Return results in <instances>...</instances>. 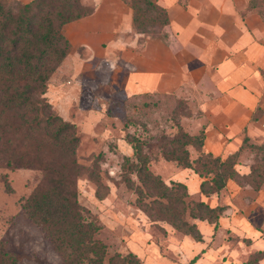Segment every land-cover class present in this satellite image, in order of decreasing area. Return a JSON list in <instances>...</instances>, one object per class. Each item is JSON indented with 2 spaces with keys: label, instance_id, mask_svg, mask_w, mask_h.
Wrapping results in <instances>:
<instances>
[{
  "label": "rangeland",
  "instance_id": "rangeland-1",
  "mask_svg": "<svg viewBox=\"0 0 264 264\" xmlns=\"http://www.w3.org/2000/svg\"><path fill=\"white\" fill-rule=\"evenodd\" d=\"M80 2L91 12L64 25L71 52L52 74L46 96L56 113L78 125L77 159L86 167L77 181L79 201L99 217L103 228L98 238L108 244L110 255L134 253L143 264H194L193 257L199 254L201 258L211 247L212 253L213 248H222V254L231 248L237 255L234 264L252 262L257 249L227 229L217 234L220 223L215 229V223L192 218L187 212L186 219L208 236L201 250L200 241L191 235L168 222L152 221L137 206L138 194L127 186L123 165L134 154L129 140L147 141L144 149L151 157V170L169 184L185 183L190 205L201 199L217 202L215 197L206 199L201 194L202 177L166 160L157 146L150 147L154 143L150 137L176 133L178 123L188 133L205 132L208 111H216L223 101L218 99L216 86L222 77L206 68L204 58L217 40L227 56L249 55L247 63L260 78L257 90L264 93V61L261 65L255 61L257 55L264 60V0H180V4L174 0L173 6L177 2L178 7L170 11L178 19L170 15L166 26L142 27L134 24L133 0ZM184 18L200 21L186 39ZM255 137L258 141H251H263ZM248 146L238 159L241 174L250 172L257 157L250 143ZM189 148L191 158L196 159L199 152ZM132 177L138 182L135 173ZM41 178L38 169L0 165V245L17 259L16 264H63L45 231L23 208ZM99 190L107 193L102 199L97 196ZM226 200H232L230 206L240 205L238 195L230 194L218 202Z\"/></svg>",
  "mask_w": 264,
  "mask_h": 264
},
{
  "label": "trees",
  "instance_id": "trees-1",
  "mask_svg": "<svg viewBox=\"0 0 264 264\" xmlns=\"http://www.w3.org/2000/svg\"><path fill=\"white\" fill-rule=\"evenodd\" d=\"M131 7L137 27L166 26L170 22L167 9L153 0H133ZM90 12L80 0H0V165L41 171V181L23 208L45 231L63 264H143L134 253L110 255L108 244L98 238L103 228L99 217L79 201L77 181L86 167L77 159L78 125L56 113L46 96L52 74L71 52L64 25ZM177 128L176 133L151 136L154 143L150 147L157 146L166 160L193 169L202 177L201 194L219 195L229 180L250 184L256 190L262 188L264 142L251 144L257 157L250 172L241 174L238 159L249 137L240 150L224 158L205 148L204 132L188 133L180 123ZM129 142L134 154L125 158L123 178L137 192V206L152 221L168 222L197 241L203 240V234L196 223L186 219L187 212L218 227L225 206L211 207L202 199L190 205L185 183L169 184L151 170V157L144 149L147 141L134 137ZM189 147L199 152L194 160ZM92 174L99 180L98 174ZM106 194L97 191L100 199ZM263 257L264 251L258 252L247 264H258ZM16 263L17 259L0 245V264Z\"/></svg>",
  "mask_w": 264,
  "mask_h": 264
},
{
  "label": "crops",
  "instance_id": "crops-1",
  "mask_svg": "<svg viewBox=\"0 0 264 264\" xmlns=\"http://www.w3.org/2000/svg\"><path fill=\"white\" fill-rule=\"evenodd\" d=\"M153 1L165 7L169 13V17L172 12L170 9L173 7L176 9L178 7L177 2H180V0H177L176 4L173 6L174 0H166L168 3L161 2L162 0ZM171 17L178 19L173 17V15H171ZM198 24H200V21L196 18H190L188 21L185 19V24H183L186 30V32L183 33L184 39L191 36L194 27ZM220 43L221 42L217 40L215 46L213 48L210 47L211 49L209 52H205L204 58L208 64L206 68H212L215 74L222 77L220 82L222 84L216 82V86L218 91L217 94L220 96L218 99L219 101H223L221 102L222 105L220 107L218 106L216 111H208L209 113H207V116L209 119L207 117H205V119L202 118L204 119L203 122H205V148L225 158L229 154L240 150L246 137H249L250 144H262L264 142V93L258 92L257 90L260 78L257 76V70L253 69V67L247 63V56L249 55L238 52L237 54L244 56L238 58L236 57L237 54L227 56L224 46L222 47ZM173 50L171 49L172 53H174ZM167 54L169 57L175 59V53V56L171 55L169 51H167ZM200 61H204V59L201 58ZM255 61L261 65L264 60L262 56L258 57L257 55V60ZM258 68L261 71V67ZM261 72L264 76V72ZM219 85L221 87H219ZM139 86L142 88V83H140ZM225 109H227V114ZM211 113H213V115ZM255 115L257 116L256 118L253 117ZM221 116H223V118ZM226 118L229 120H225ZM218 122H221V124ZM255 136L263 138V141L260 143L251 141L252 139L256 140L254 139L256 138ZM211 137H213L215 141L211 140ZM248 147L249 146H246L245 148ZM230 194L233 197L238 195L240 201L239 207L230 206L232 200H228L229 202L226 200L224 203L222 201V203L220 201L218 202L222 197L228 199ZM203 196L206 199L211 197L216 198L217 202L215 204H209L203 199L211 207L219 205L226 207L223 215L220 217L219 223L221 225L217 229V234L221 230L227 229L231 231L232 234L238 236L239 240H247L251 243L248 246L257 249V251L254 252L258 253L264 251V184L262 188L256 190L250 184L240 185L234 180H229L227 186L219 195L210 197ZM206 230L209 231L208 228H206ZM203 231L204 229L202 232ZM202 234L203 240H207L206 238L208 236L205 233ZM203 240L197 243L199 247L201 245V250H203V244L205 243ZM211 248L204 253L201 258L199 254L194 256L193 259L197 257V262L194 264H234L233 262H235L237 255L232 252L231 248L229 250H224L223 254L221 253L222 248H213L215 253L211 252ZM226 255L227 257H225ZM209 258L215 261L209 262ZM258 264H264V257L259 260Z\"/></svg>",
  "mask_w": 264,
  "mask_h": 264
}]
</instances>
